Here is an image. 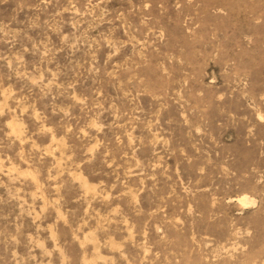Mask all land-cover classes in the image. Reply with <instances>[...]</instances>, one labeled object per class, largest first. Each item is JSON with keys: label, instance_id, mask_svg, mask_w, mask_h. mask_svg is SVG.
<instances>
[{"label": "rangeland", "instance_id": "374dc122", "mask_svg": "<svg viewBox=\"0 0 264 264\" xmlns=\"http://www.w3.org/2000/svg\"><path fill=\"white\" fill-rule=\"evenodd\" d=\"M0 264H264V0H0Z\"/></svg>", "mask_w": 264, "mask_h": 264}, {"label": "bare ground", "instance_id": "6f19581e", "mask_svg": "<svg viewBox=\"0 0 264 264\" xmlns=\"http://www.w3.org/2000/svg\"><path fill=\"white\" fill-rule=\"evenodd\" d=\"M241 203H243V204H244V203H245V200H244V199H243V200L241 199Z\"/></svg>", "mask_w": 264, "mask_h": 264}]
</instances>
